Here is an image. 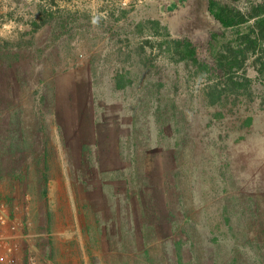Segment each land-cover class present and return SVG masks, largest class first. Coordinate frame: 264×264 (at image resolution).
I'll use <instances>...</instances> for the list:
<instances>
[{"label":"rangeland","instance_id":"obj_1","mask_svg":"<svg viewBox=\"0 0 264 264\" xmlns=\"http://www.w3.org/2000/svg\"><path fill=\"white\" fill-rule=\"evenodd\" d=\"M116 1L126 10L118 21L109 14ZM216 1L241 11L264 3ZM171 2L65 0L61 7L89 11L75 14L55 43L40 30L20 50L13 78L0 68V264H192L197 252L171 254L180 244L211 252L215 264H264V88L248 68L249 86L213 104V77L169 61L164 48L141 52L143 40L157 44L167 34L212 63L227 32L208 0ZM40 3L0 0V41L13 46ZM39 80L56 86L66 148L50 110L38 105ZM14 112L27 148L4 138ZM80 141L95 144L84 159Z\"/></svg>","mask_w":264,"mask_h":264},{"label":"trees","instance_id":"obj_2","mask_svg":"<svg viewBox=\"0 0 264 264\" xmlns=\"http://www.w3.org/2000/svg\"><path fill=\"white\" fill-rule=\"evenodd\" d=\"M65 0H45V5L38 4L37 14L26 23V31L18 33L16 43L12 46L9 40L0 41V68L4 72L6 78H13L16 74L15 63L18 61L19 52L23 49H28L34 44V36L42 29H48L53 43L58 41L63 36H66L73 25L77 21L75 14L80 12H88L89 10L72 9L61 7L59 4ZM186 0H172L171 7L177 8ZM236 1V0H234ZM207 12L216 21V23L223 29L224 33L222 41L218 43L217 50L211 55L212 63L206 64L199 61L198 53L193 45L184 39H171L165 34L166 39L160 43L154 44L150 39L143 40L140 46L141 52L144 48L150 50L155 47L164 48L166 58L173 63H184L199 71H203L209 78H214L213 83L207 85L210 93L212 103H217L222 96L233 94L238 89H245L249 86L252 79L246 76L247 69L250 68L255 74L254 81L264 88V3L250 6L246 11H241L228 4L220 3L216 0H208ZM110 16L118 15L116 21L124 18L126 10L122 5L116 2L112 3L109 10ZM26 40V41H24ZM144 45V46H143ZM12 46V47H11ZM122 79L115 77V88H123ZM42 88L40 90L39 107H48L50 110L54 126L57 129L59 141L65 147L66 137L63 123L59 119L56 112V86L53 83L41 82ZM7 87V85H6ZM3 101L5 102L4 110L9 113L11 108V101L9 91H4ZM49 99L46 104V99ZM36 132L41 141L40 155L43 158L47 157L48 147L47 138L44 137V124L40 121ZM7 131L5 140L14 144L16 139L27 148L28 142L25 141V134L21 131L22 122L15 112L7 116ZM16 128H13V127ZM77 123L74 124L76 133ZM13 129V130H11ZM25 129V127H24ZM73 130V135L74 134ZM12 132V133H11ZM78 152L77 154L84 159V156L89 153L88 147L90 144L94 146L93 142L80 141L75 142ZM66 148V147H65ZM70 150V149H68ZM89 156V154H88ZM46 163V159L42 160ZM98 165V164H97ZM98 170H99V166ZM43 183H46V176H43ZM46 185V184H45ZM45 188V186H44ZM169 222V221H168ZM170 223V222H169ZM166 235L164 238L170 239L172 237L173 228L172 223L165 225ZM184 231V230H183ZM182 233V231H181ZM196 245V243H194ZM200 246V245H198ZM171 254L178 257L189 258L193 253L197 254L192 259V264H215L214 257L211 252L208 255H203L198 252V249L193 245L186 248L185 245L180 244L175 248L172 246ZM146 244H144L143 251L146 252ZM201 251V248H200ZM187 254V256H186ZM184 257V259H185ZM182 258H178V264H181Z\"/></svg>","mask_w":264,"mask_h":264},{"label":"crops","instance_id":"obj_3","mask_svg":"<svg viewBox=\"0 0 264 264\" xmlns=\"http://www.w3.org/2000/svg\"><path fill=\"white\" fill-rule=\"evenodd\" d=\"M92 146V144H90L88 147H91ZM249 195H247V197H248V199H250V197L252 196V194L251 193H248ZM234 198H236L235 196H234V194H233V203H234ZM235 204V203H234Z\"/></svg>","mask_w":264,"mask_h":264},{"label":"built area","instance_id":"obj_4","mask_svg":"<svg viewBox=\"0 0 264 264\" xmlns=\"http://www.w3.org/2000/svg\"><path fill=\"white\" fill-rule=\"evenodd\" d=\"M31 264H33V263H31Z\"/></svg>","mask_w":264,"mask_h":264}]
</instances>
